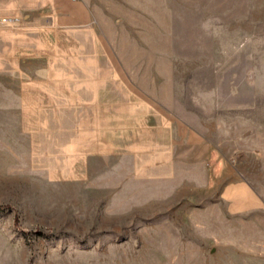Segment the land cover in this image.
<instances>
[{
  "label": "rangeland",
  "instance_id": "rangeland-1",
  "mask_svg": "<svg viewBox=\"0 0 264 264\" xmlns=\"http://www.w3.org/2000/svg\"><path fill=\"white\" fill-rule=\"evenodd\" d=\"M82 1L120 82L199 144L163 178H135L123 155L81 164L0 77V264H264V0ZM209 153L259 210L227 212Z\"/></svg>",
  "mask_w": 264,
  "mask_h": 264
},
{
  "label": "crops",
  "instance_id": "crops-1",
  "mask_svg": "<svg viewBox=\"0 0 264 264\" xmlns=\"http://www.w3.org/2000/svg\"><path fill=\"white\" fill-rule=\"evenodd\" d=\"M120 75L82 0H0V77L7 80L1 89L15 98L22 119L38 123V137L55 150L63 145L81 164L123 155L135 178L166 177L177 146L192 149L199 139L176 120L169 125ZM208 162L213 176L223 170L220 193L229 214L261 208L242 174L232 177L214 153Z\"/></svg>",
  "mask_w": 264,
  "mask_h": 264
},
{
  "label": "trees",
  "instance_id": "trees-1",
  "mask_svg": "<svg viewBox=\"0 0 264 264\" xmlns=\"http://www.w3.org/2000/svg\"><path fill=\"white\" fill-rule=\"evenodd\" d=\"M0 209H1V207H0ZM13 223H14V225L17 224V218H16V217H14V219H13Z\"/></svg>",
  "mask_w": 264,
  "mask_h": 264
}]
</instances>
